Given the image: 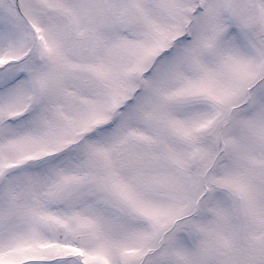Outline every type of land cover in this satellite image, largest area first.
I'll return each instance as SVG.
<instances>
[{"label": "snow or ice", "instance_id": "obj_1", "mask_svg": "<svg viewBox=\"0 0 264 264\" xmlns=\"http://www.w3.org/2000/svg\"><path fill=\"white\" fill-rule=\"evenodd\" d=\"M0 264H264V0H0Z\"/></svg>", "mask_w": 264, "mask_h": 264}]
</instances>
